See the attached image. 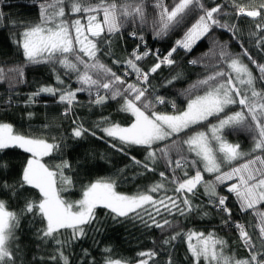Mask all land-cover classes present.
Returning <instances> with one entry per match:
<instances>
[{
  "label": "snow or ice",
  "instance_id": "1",
  "mask_svg": "<svg viewBox=\"0 0 264 264\" xmlns=\"http://www.w3.org/2000/svg\"><path fill=\"white\" fill-rule=\"evenodd\" d=\"M145 5L146 0H41L38 22H21L19 39L15 33L10 39L27 64L51 65L53 71L59 65L66 76L71 78L74 75L79 85L73 89L56 73L59 86L40 85L36 91L28 94L24 101L26 106L35 104L41 95H49L64 105L62 115L69 117L77 106H86L91 110L119 98L118 111L131 114L134 118L132 123L123 126L109 116H102L94 122V129L103 133L97 138L112 141L110 146L125 155V148L143 147L146 151L144 160L131 156L132 165L142 168L144 172H155L156 165L163 163L166 169L171 170V179L165 172H159L161 182L150 185L146 191L138 190L133 195L117 192L116 181L112 178L97 179L82 189L81 199L69 201L62 198L61 192H68L74 187L72 176L65 174L66 169L72 170L71 163L61 160L59 164L49 166L42 162L44 157L61 153L63 138L58 140L52 136V142H49L43 136L17 132L11 123L0 121V152L19 148L30 154L19 180L12 184L4 180L0 182V189L10 193L12 198L23 195V191L29 188L38 190L40 194L38 201L24 196L23 207L19 212L10 210L7 201L0 199V264H25L23 249L16 243V230L23 216L39 218L43 226L35 230V238L44 245L49 241L54 245V251L47 257L33 255V264H71L65 248L87 235L85 229L97 220L98 207L106 209V215H110L113 220L139 219L145 227L174 230L176 221L166 218L162 222L157 221L153 212L162 215L163 209L169 216L187 218L201 211L200 205L193 204L191 199L198 195L201 187L208 198V205L222 214L221 225L236 231L241 246L249 252L248 258H236L234 253L226 254L228 242L214 230L207 234L191 229L174 230L170 237L163 240V245L171 246L177 239L184 238L193 264H201V261L204 264H264V211L258 208L264 204V155H256L257 152L264 154V88H257L258 81L264 84V64L253 59L246 48L242 47L240 53H233L227 42L212 39L209 52L199 59L190 60L189 64L201 63L208 56L215 57L218 63L205 64L207 74L182 90L181 94L187 97L183 110L177 109L175 100L158 94L149 80L162 66L172 68L177 65L174 54H179L178 49L185 54L190 53L193 46L214 28L224 29L235 38L237 26L227 20L221 22V16L234 14L237 19L247 16L264 20V3L253 8L237 0H225V4L206 8L202 0H173L169 7L165 0H154L152 6L156 10V17L153 20V32L156 37L167 36L170 30L183 23L193 12L199 13L198 18L165 55H161L159 50L153 52L149 49L143 34L135 30L129 32V36L140 43L125 59L112 60L113 65L124 69L121 75H117L100 57L114 56L110 38L121 35L128 24L143 25L147 22ZM228 6L235 10L234 13L224 11ZM3 19L4 13L0 11V21ZM82 19L85 22L82 23ZM255 27L264 31V24H256ZM253 35L256 33H250V36ZM262 44L264 37H259L257 47ZM142 45L143 51L140 50ZM261 50L264 51V48ZM149 56H155L156 62L145 71L140 63ZM242 57H247L255 65L258 77L243 62ZM3 71L0 68V75ZM10 71H15L20 82H23L20 67ZM126 78H131L133 82H128ZM182 78L183 73L177 72L162 86L172 85ZM85 92L89 96L87 105L77 98L78 93ZM4 103L10 107L12 97L9 96ZM166 105L171 106L173 113L156 110L157 106ZM233 105L239 106L240 110L226 111ZM32 115L29 113L30 117ZM210 117L217 122L211 123ZM72 125L73 139H84L86 135L97 136V131L86 128L84 121L78 117L72 118ZM48 127L44 125V128ZM226 130L249 133L253 142L250 151L244 152L239 143L229 142ZM173 153L176 154L175 159ZM187 154H194V158L189 159ZM242 159L245 162L239 166L222 170V165L230 166ZM197 165H202L203 171ZM189 166L195 168V175L191 177L187 172ZM0 169H7V164L0 162ZM177 170L183 178L176 175ZM119 171L122 173L124 170ZM203 172L215 174V179L205 181ZM233 180L235 182L226 185V190L234 194L241 213L251 210L257 221L254 225L233 220L228 196L217 191L218 186ZM165 182L173 185V195H167L169 189ZM155 193L163 195L156 199ZM145 215L148 220H144ZM201 215L207 217L209 213L202 211ZM250 228H254L255 233ZM62 230L70 234V240L60 238ZM36 247L38 251L41 250L40 244ZM111 251V248L104 249L107 254L104 264H129L122 258L113 259ZM84 255H89L87 250H84ZM156 255L153 250L140 252L138 256L141 259L137 264H149V260ZM80 264H84V261ZM90 264H95L94 259ZM166 264H173L170 255Z\"/></svg>",
  "mask_w": 264,
  "mask_h": 264
},
{
  "label": "trees",
  "instance_id": "2",
  "mask_svg": "<svg viewBox=\"0 0 264 264\" xmlns=\"http://www.w3.org/2000/svg\"><path fill=\"white\" fill-rule=\"evenodd\" d=\"M41 0H0V11L4 13V19L0 21V68H3V74L0 75V121L11 123L17 132L25 135L43 136L51 141V137L55 136L58 140L63 138L61 145V153H53L51 156L44 157L42 162L52 166L59 164L61 160H68L72 165V170H65L66 175L72 176L74 187L68 192H61V196L69 201H77L82 198V189L94 182L97 179L112 178L116 181V191L133 195L138 190L146 191L147 188L156 183L161 182L162 178L159 172H165V175L171 179V170L166 169L163 163L156 165L155 172H144L142 168L132 165L129 157L135 156L138 160L143 161L146 156V151L143 147L133 146L125 148L127 155L114 150L110 140L98 139L103 135L99 130L94 129V122L102 116H109L113 121L119 122L121 125L127 126L133 121L131 114L122 113L118 111L119 98L117 100H109L103 107H93L89 110L86 106H77L71 116L65 117L62 115L64 105L57 103L56 99L49 95H41L37 98V102L32 105H25L24 101L27 99L29 93L36 91L40 85L59 86L56 82V73L64 80L65 84H70L73 89L79 87L75 80V76L69 78L65 75L64 70L57 65L55 71L51 65H31L27 64L25 58L20 50L12 43L10 37L13 33L19 39V32L22 28L19 27L21 22L36 23L39 20L38 5ZM95 2V0H93ZM119 2V0H117ZM206 8L214 7L216 4H225V0H202ZM238 3H243L246 6L258 7L264 0H237ZM154 0H146L145 13L147 22L143 25L139 23L128 24L121 35L111 37L112 52L114 56L101 55L103 63L112 68L117 75H121L124 71L122 66L113 65L112 60L125 59L132 49L140 43L139 40L129 36V32L135 30L139 34H143L147 43V47L153 52L159 50L161 55L167 52L174 46L175 41L184 36L185 31L195 23L199 13L193 12L188 15L183 23L176 26L169 31L167 36L156 37L153 32V20L156 17V10L153 8ZM165 3L171 7L173 0H165ZM224 11L234 13V9L230 6L225 7ZM73 18V17H72ZM221 22L227 20L229 23L237 26V33L235 38L224 29L214 28L207 36L198 41L192 48V51L185 54L178 49V55L174 54V59L177 65L172 68L162 66L157 73L149 78L150 84L155 86L158 94L165 96L168 99L175 100L177 109L183 110L186 107L187 97L181 92L187 89L189 85L193 84L198 79L206 75L204 65L217 64L215 57H204L201 63L196 65L189 64L190 60L199 59L204 53L209 52L212 47V39L220 42H227L229 50L233 53H240L242 47L248 49L253 59L258 63L264 64V44L257 47V39L264 37V31H259L256 24H264V20L260 18H250L247 16L229 15L227 17L221 16ZM84 21V20H83ZM13 22H16L14 25ZM250 33L256 35L250 36ZM103 47V46H101ZM107 51V49H104ZM141 51L144 50L143 45ZM244 61L249 64L254 72V75L259 76L258 69L253 65L247 57H242ZM156 62L155 56H149L140 63V67L145 71ZM20 67L23 71V82L15 71H10ZM208 71H211L209 69ZM177 72L183 73V78L175 81L172 85L163 87L167 79H171ZM128 82H133L131 78ZM259 88H264V84L257 82ZM199 94H202L200 92ZM11 96L13 99L12 105L9 107L4 102ZM78 100L82 104L87 105L89 100L88 94L78 93ZM239 106L234 105L227 109L228 112H234ZM158 112L173 113L171 106H157ZM29 113L33 115L30 117ZM78 117L84 121V126L91 130L97 131V136L86 135L84 139H73L71 137L72 118ZM211 123L217 122L215 118H210ZM49 125L44 128V125ZM103 127V125H102ZM206 130V129H197ZM226 137L231 142L239 143L242 147H250L252 142L251 135L244 131H228L226 130ZM263 155L257 152L256 155ZM189 159L194 158V154H187ZM30 158V154L19 148L6 149L0 152V162L7 164V169H0V182L7 180L12 184L19 180L23 166ZM173 158L176 154L173 153ZM239 160L234 165L241 164ZM127 166V167H126ZM202 169V165H197ZM123 169L121 173L119 170ZM223 170H226L224 168ZM188 176L195 175V168L189 166L187 168ZM143 173V175H137ZM176 175L182 177V173L177 170ZM215 179V174H211L204 178L205 181H212ZM235 182L228 181L224 185H220L217 191L221 195L228 196V206L233 210V220L240 221L246 225H254L257 221L251 210L248 213H241L238 209V201L234 194H230L226 190V185ZM166 183L169 189L167 195H173L171 189L173 185ZM59 188V183L57 184ZM155 198L159 199L163 193H155ZM24 196L34 200L40 199L39 191L36 189H25L23 195H18L17 198H12L11 194L0 189V199L7 201L10 210L19 212L23 207ZM191 198V197H190ZM193 204L200 205L201 211L194 212L187 218L177 216H169L163 209L162 215H156L153 212L157 221L163 219L174 220L177 222L175 231L183 229L184 231L195 230L207 234L210 231H215L216 234L228 242V247L225 253L228 255L235 254L236 258H248L249 252L240 244L236 231L229 232V229L221 225V215L216 212L214 208L208 205V198L203 194V188H199L198 195L191 198ZM258 208L264 211V204L259 205ZM152 211L151 208L148 209ZM106 209L98 207L96 209L97 220L87 227L85 231L87 235L80 240L71 242L69 247L65 248V254L69 255L71 264H80L83 260L84 264H90L94 259L95 264H104V258L107 255L104 252L105 248H111V257L113 259L122 258L129 262V264H137L141 259L138 256L140 252H147L153 250L157 255L149 260V264H166L169 255L172 258L173 264H193L192 257L188 252L187 242L184 238H179L173 242V245H163V240L173 234V229L161 230L156 227H145L139 219L119 218L113 220L110 215H106ZM207 211L209 215L202 217L201 212ZM144 220H148V216H144ZM151 223V221H149ZM39 218L34 219L32 216H23L20 220L19 228L16 230L18 243L23 249V259L25 264H33V255H43L47 257L54 251L52 241L47 245L38 241L35 238V230L42 227ZM250 231H256L250 228ZM62 240H70V234L62 230L60 237ZM255 239V237H254ZM41 245V250L38 251L36 245ZM84 250L89 253L84 255ZM39 264V262H36ZM201 264H204L201 261Z\"/></svg>",
  "mask_w": 264,
  "mask_h": 264
},
{
  "label": "rangeland",
  "instance_id": "3",
  "mask_svg": "<svg viewBox=\"0 0 264 264\" xmlns=\"http://www.w3.org/2000/svg\"><path fill=\"white\" fill-rule=\"evenodd\" d=\"M74 18H76V17H73V19H74ZM83 22H85V21H83V19H82V23H83ZM242 60H243L244 63H246V62L244 61V59H242ZM246 64H247V63H246ZM247 65H248L249 69L252 71V68L249 66V64H247ZM252 73L254 74L253 71H252ZM257 88H259L258 85H257ZM233 106H234V105H233ZM230 107H232V106H230ZM239 110H240V108L238 107V109H237L236 111H239ZM210 118H211V117H210ZM210 118H209V119H210ZM215 123H216V122H215ZM123 126H124V125H123ZM206 130H207V129H206ZM229 142H231V141H229ZM232 143H236V142H232ZM240 146H241V145H240ZM251 148H252V144H251L250 147H246V148H244V147L241 146V150L244 151V152H249ZM260 155H261V154H260ZM263 155H264V154H263ZM245 159H247V158H245ZM241 161H242V163L245 162L244 159H242ZM235 162H238V161H235ZM235 162H233V163H235ZM242 163H241V164H242ZM239 165H240V164H239ZM239 165H236V166H239ZM228 167H229V166H223V165H222V170H223L224 168H226V170H224V171H227V170H228ZM202 171H203V170H202ZM211 174H213V173L203 172V177L206 178V177H208V176L211 175ZM226 182H228V181H226ZM227 231L232 232V229L229 228ZM252 232L255 233V231H252ZM254 237H255V235H254Z\"/></svg>",
  "mask_w": 264,
  "mask_h": 264
},
{
  "label": "bare ground",
  "instance_id": "4",
  "mask_svg": "<svg viewBox=\"0 0 264 264\" xmlns=\"http://www.w3.org/2000/svg\"><path fill=\"white\" fill-rule=\"evenodd\" d=\"M235 163H233L232 165H230L229 167H232V166H236V165H234Z\"/></svg>",
  "mask_w": 264,
  "mask_h": 264
},
{
  "label": "built area",
  "instance_id": "5",
  "mask_svg": "<svg viewBox=\"0 0 264 264\" xmlns=\"http://www.w3.org/2000/svg\"><path fill=\"white\" fill-rule=\"evenodd\" d=\"M230 229H232L231 227H229ZM232 230H234V229H232Z\"/></svg>",
  "mask_w": 264,
  "mask_h": 264
}]
</instances>
